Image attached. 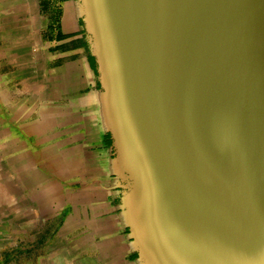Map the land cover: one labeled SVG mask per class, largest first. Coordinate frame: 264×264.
I'll list each match as a JSON object with an SVG mask.
<instances>
[{
    "label": "water",
    "instance_id": "95a60500",
    "mask_svg": "<svg viewBox=\"0 0 264 264\" xmlns=\"http://www.w3.org/2000/svg\"><path fill=\"white\" fill-rule=\"evenodd\" d=\"M142 264H264V0H77Z\"/></svg>",
    "mask_w": 264,
    "mask_h": 264
},
{
    "label": "crops",
    "instance_id": "0c3cea01",
    "mask_svg": "<svg viewBox=\"0 0 264 264\" xmlns=\"http://www.w3.org/2000/svg\"><path fill=\"white\" fill-rule=\"evenodd\" d=\"M0 24L33 50L26 75L55 98L52 115L68 149L56 154L77 155L58 166L64 179L31 182L29 191L15 181L13 201H0V264H142L111 169L77 0H0Z\"/></svg>",
    "mask_w": 264,
    "mask_h": 264
},
{
    "label": "rangeland",
    "instance_id": "374dc122",
    "mask_svg": "<svg viewBox=\"0 0 264 264\" xmlns=\"http://www.w3.org/2000/svg\"><path fill=\"white\" fill-rule=\"evenodd\" d=\"M17 40L0 24V201L7 203L14 199L15 181L29 191L31 182L62 180L65 158L77 159V155L56 154L68 149L63 125L55 123L52 115L55 98L45 90V83L39 87L26 75L27 57H34L33 50L26 52L27 45Z\"/></svg>",
    "mask_w": 264,
    "mask_h": 264
},
{
    "label": "bare ground",
    "instance_id": "6f19581e",
    "mask_svg": "<svg viewBox=\"0 0 264 264\" xmlns=\"http://www.w3.org/2000/svg\"><path fill=\"white\" fill-rule=\"evenodd\" d=\"M60 157V156H59ZM61 158V157H60ZM33 173V172H32ZM48 183V182H47ZM44 185V184H43ZM35 187V186H34ZM40 200V199H39Z\"/></svg>",
    "mask_w": 264,
    "mask_h": 264
}]
</instances>
